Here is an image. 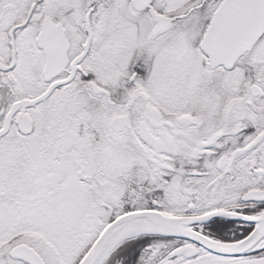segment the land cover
<instances>
[{"label":"snow or ice","instance_id":"6c2138e0","mask_svg":"<svg viewBox=\"0 0 264 264\" xmlns=\"http://www.w3.org/2000/svg\"><path fill=\"white\" fill-rule=\"evenodd\" d=\"M0 264H264V0H0Z\"/></svg>","mask_w":264,"mask_h":264}]
</instances>
